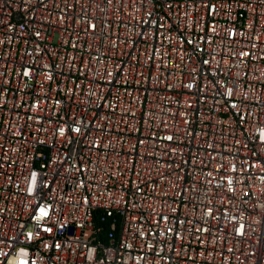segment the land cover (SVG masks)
<instances>
[{
    "label": "built area",
    "instance_id": "obj_1",
    "mask_svg": "<svg viewBox=\"0 0 264 264\" xmlns=\"http://www.w3.org/2000/svg\"><path fill=\"white\" fill-rule=\"evenodd\" d=\"M0 264H264V0H0Z\"/></svg>",
    "mask_w": 264,
    "mask_h": 264
}]
</instances>
